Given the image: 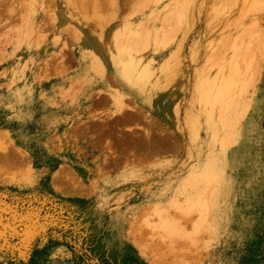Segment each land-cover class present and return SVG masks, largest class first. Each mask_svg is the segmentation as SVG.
<instances>
[{
	"label": "rangeland",
	"instance_id": "374dc122",
	"mask_svg": "<svg viewBox=\"0 0 264 264\" xmlns=\"http://www.w3.org/2000/svg\"><path fill=\"white\" fill-rule=\"evenodd\" d=\"M68 1L0 0V264H264V0H129L134 80Z\"/></svg>",
	"mask_w": 264,
	"mask_h": 264
},
{
	"label": "bare ground",
	"instance_id": "6f19581e",
	"mask_svg": "<svg viewBox=\"0 0 264 264\" xmlns=\"http://www.w3.org/2000/svg\"><path fill=\"white\" fill-rule=\"evenodd\" d=\"M76 1L77 0H69L68 3L70 5L67 3L65 5L64 10H68L71 6H73V8L74 7L76 8V6L74 4V3H76ZM128 1L129 0H117L116 3H118V5H119V8H118L119 12L116 11V12H112L110 14L109 13L106 14L105 6L103 3L100 2V0H88V1L84 2V5L82 7H83V11H84L85 15L89 16L88 18L93 21L92 22L93 24L91 25L92 26V32L90 34V37L94 42V45L91 47H92V53L94 55L95 62L102 63L103 61H105V59H109L111 61L113 59V57L115 58L114 54H110V52L108 50V45L110 46V44H112L113 49H116V50L119 49L120 53H122L121 59H122L124 72L126 71V76L129 77L130 79L134 80L132 78V74L128 72L129 68L132 67V64L129 60V57L131 56V53L135 51L134 48H132V46H130V45H131V43L134 44V40L139 38V27H134L133 29L132 28L131 29H124L123 40H122L119 37V33L114 35L115 37H113V36L109 37L108 36V34H109L108 29H107L108 23L106 21V18L108 20L109 17L113 18L114 16H119L120 13L122 14L123 10L125 13H127V10L125 11V5L128 3ZM130 1H132V0H130ZM182 3H184V2H182ZM145 4H143L142 7L143 6L145 7ZM120 8L122 9V11ZM182 9L183 8L180 5V7H178V9H176V12L173 10L174 11L173 15H175V17H180L181 15H183V14H181L183 12ZM186 9H187V7H186ZM75 10L76 11L74 14L76 15L77 9H75ZM165 15H166V12H165ZM88 21H90V20H88ZM137 42L139 43V40ZM136 46H138V44ZM136 49H137V47H136ZM0 230H1V228H0Z\"/></svg>",
	"mask_w": 264,
	"mask_h": 264
}]
</instances>
